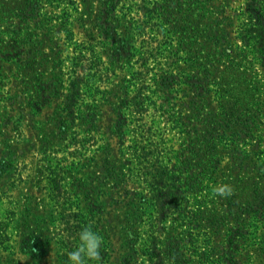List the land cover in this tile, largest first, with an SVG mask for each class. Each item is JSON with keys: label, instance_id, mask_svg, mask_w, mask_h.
<instances>
[{"label": "rangeland", "instance_id": "rangeland-1", "mask_svg": "<svg viewBox=\"0 0 264 264\" xmlns=\"http://www.w3.org/2000/svg\"><path fill=\"white\" fill-rule=\"evenodd\" d=\"M258 1L0 0V264H264Z\"/></svg>", "mask_w": 264, "mask_h": 264}, {"label": "clouds", "instance_id": "clouds-1", "mask_svg": "<svg viewBox=\"0 0 264 264\" xmlns=\"http://www.w3.org/2000/svg\"><path fill=\"white\" fill-rule=\"evenodd\" d=\"M219 196H230L232 188L229 185H218L213 189ZM79 243L67 252L66 264H88L99 261L103 238L91 226L83 227L78 233Z\"/></svg>", "mask_w": 264, "mask_h": 264}, {"label": "trees", "instance_id": "trees-1", "mask_svg": "<svg viewBox=\"0 0 264 264\" xmlns=\"http://www.w3.org/2000/svg\"><path fill=\"white\" fill-rule=\"evenodd\" d=\"M259 5H260V2L258 1V0H251V3L249 4V9H250V11L252 12L251 13V16H250V20H251V23L252 24H254L253 23V21L255 20V18L257 19V17L255 16V14H256V12L259 10V9H261L260 7H259ZM244 15H245V13L243 12V13H241L240 14V19L242 20L241 21V25H244L245 23H244ZM255 17V18H254ZM246 25H244V26H240L239 28V38H240V40L241 41H245L246 42V44L248 45L249 44V41H250V38H249V34H250V31H249V29L248 30H246V27H245Z\"/></svg>", "mask_w": 264, "mask_h": 264}]
</instances>
